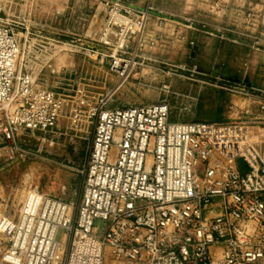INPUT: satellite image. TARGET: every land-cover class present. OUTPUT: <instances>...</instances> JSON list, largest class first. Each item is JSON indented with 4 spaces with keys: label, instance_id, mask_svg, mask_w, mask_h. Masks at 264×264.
Returning a JSON list of instances; mask_svg holds the SVG:
<instances>
[{
    "label": "built area",
    "instance_id": "built-area-1",
    "mask_svg": "<svg viewBox=\"0 0 264 264\" xmlns=\"http://www.w3.org/2000/svg\"><path fill=\"white\" fill-rule=\"evenodd\" d=\"M110 12L118 39L144 27L143 13L117 3ZM19 54L0 0V144L50 132L61 111L55 92L18 69ZM128 66L113 65L121 75ZM243 92L230 122L172 121L164 102L91 108L75 213L33 189L21 224L1 220L11 241L3 261L59 264L68 246L64 264H264V96Z\"/></svg>",
    "mask_w": 264,
    "mask_h": 264
},
{
    "label": "rangeland",
    "instance_id": "rangeland-1",
    "mask_svg": "<svg viewBox=\"0 0 264 264\" xmlns=\"http://www.w3.org/2000/svg\"><path fill=\"white\" fill-rule=\"evenodd\" d=\"M2 3L3 19L20 43L18 69L37 88L55 92L61 111L50 132L0 144V224L3 218L24 221L20 207L35 188L75 213L97 104L164 102L172 121L230 122L245 105L243 89L264 96V0ZM115 3L144 14L138 34L113 35ZM118 59L129 61L122 75L113 67ZM10 245L0 228V264H6L2 258ZM67 250L61 248L59 264Z\"/></svg>",
    "mask_w": 264,
    "mask_h": 264
},
{
    "label": "bare ground",
    "instance_id": "bare-ground-1",
    "mask_svg": "<svg viewBox=\"0 0 264 264\" xmlns=\"http://www.w3.org/2000/svg\"><path fill=\"white\" fill-rule=\"evenodd\" d=\"M56 245V244H55ZM58 245V244H57Z\"/></svg>",
    "mask_w": 264,
    "mask_h": 264
}]
</instances>
